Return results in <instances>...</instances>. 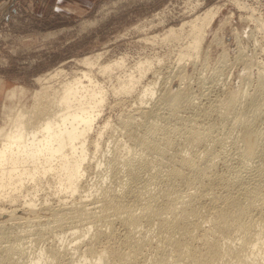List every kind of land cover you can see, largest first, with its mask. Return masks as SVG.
I'll return each mask as SVG.
<instances>
[{
	"label": "bare ground",
	"instance_id": "6f19581e",
	"mask_svg": "<svg viewBox=\"0 0 264 264\" xmlns=\"http://www.w3.org/2000/svg\"><path fill=\"white\" fill-rule=\"evenodd\" d=\"M220 10V6L208 8L179 27H170L162 36L147 39L180 43L178 62L199 58ZM252 14L250 17L260 21L257 24L263 31V17L257 19ZM102 55L84 56L80 61L88 69L58 84L53 81L63 69L38 76L41 87L31 94L30 105L4 103L0 124V216H9L0 220V264H16L24 255L29 256L26 264H264V60L256 61V89L250 92L242 86L238 92L219 98L220 108L214 115L208 106L200 111L203 102L195 103L198 95H193L194 91L191 94L187 87L181 90L182 86L159 91V101L152 107L139 106L136 114L131 110L121 119L127 140L114 142L112 138V156L106 155L109 176L115 178L117 186L96 183L98 187L93 188V181L86 198L67 202L60 198L79 192L81 179L89 170L87 159L94 157L90 145L98 151L104 133L101 129L98 138L89 140L110 91L92 68L96 65L100 73L111 74L125 65L124 57L98 62ZM153 64V59L139 58L126 70L123 68L111 90L131 92ZM157 89L149 81L140 100L151 99ZM27 93L25 87L16 86L9 90L8 98L20 102ZM185 102L184 106L199 111L193 119L183 118L172 124L169 118ZM161 106L172 107L170 116L166 112L169 117L160 111ZM109 123L107 120L102 128ZM235 131L240 134L232 137ZM229 137L232 140L227 145ZM101 162L98 160V165ZM218 162L226 164L230 173H218ZM221 184L225 192L218 194L216 187ZM45 189L57 194L59 203L52 205L48 197L38 202L39 192ZM92 195L94 200L88 198ZM94 202L100 204L88 206ZM6 203L12 207L7 209ZM24 212H28L27 217L22 215ZM22 218L35 228H21V233L17 228L11 230L13 224L22 225ZM10 220L18 221L10 225ZM118 223L124 228L118 243L99 248L103 237H113L112 229ZM68 234L73 238L68 240ZM47 237L52 239L46 246L34 251L29 246L30 251L25 249L28 243L34 244L33 240Z\"/></svg>",
	"mask_w": 264,
	"mask_h": 264
},
{
	"label": "rangeland",
	"instance_id": "374dc122",
	"mask_svg": "<svg viewBox=\"0 0 264 264\" xmlns=\"http://www.w3.org/2000/svg\"><path fill=\"white\" fill-rule=\"evenodd\" d=\"M238 1L239 4L237 3ZM238 1L64 0L63 9H58L56 8V2H54L53 5L46 6L47 4H45V7H41L40 3H44V1L41 2V0L40 3L39 0H0V124L3 123L4 103L22 104L25 102L26 105L32 103L33 99L31 94L41 87L40 82L37 81L38 76L53 72L57 68L63 69L61 76L57 78L58 80L55 78V82L53 81V83L58 84L63 78L80 72V70L88 69V66L80 61L86 55H96L98 52H103L98 62H112L120 57H124V67L122 66L115 69L111 74L100 73L96 65L92 68L99 80L110 91L103 112L96 120L94 129L91 130L92 132L90 133L89 140L93 141L98 138L101 129H103L104 133L100 138L98 151H95V147L90 145V152H92L91 154L94 157H90L87 159L88 161L86 160V163L89 165L87 169L89 170H87L88 172L86 171L85 176L81 179L82 187H80L79 190L81 194L79 195V192H76L71 195L72 197L69 196L68 198L67 196H63L60 200H65L67 202H71L72 200L80 201V199L86 198V190L94 183L104 186L109 183L110 185L117 186L115 178L111 175L109 176L110 173H108L109 167L107 166L106 157L112 156L110 149L115 139H122V141L125 139L127 140L126 134L123 135L126 131L121 123L126 115L131 113L136 114V110L142 105V107L146 106V108L152 107L157 100L159 101L158 96H160L161 91L163 92L169 89L174 90L177 87H183L181 89H185L183 91H186L188 88L187 91H192L191 94H193L194 91L193 95H198V99L195 98V103L199 104L203 102V104L200 103L203 106L200 107V111L206 108L208 109L209 107L210 111L214 110L213 115L217 113L220 108L219 102L217 101L219 98L234 94V92H238L239 89L243 87H245V89L247 88L250 92H253V88L254 90L256 89L255 85H257L258 79L256 78L258 76V69L256 68L257 62L259 60L261 61V59L264 60V33H262L264 27H262L263 31H261V27L258 25L260 21L258 20L259 22H256L250 15L253 13L252 16L257 19L263 17L261 23H264V0ZM243 2H245V4ZM242 4H244V6H242ZM238 5L241 6L239 7ZM245 5L247 8H243ZM219 6L221 7L220 13L209 30L199 58H189L178 62V49L180 43L174 40L161 41L160 38H157L159 41L156 42H151V39H147L153 35H158L160 37L170 27H179L183 22L189 21L193 19V17L195 18L196 15L204 10ZM251 9L254 11L250 12L252 11ZM259 16L261 17L259 18ZM253 21L256 22V25ZM255 26H259L260 28ZM186 28H188V26H186ZM234 30H237L236 34L234 33L236 36L233 34V32H235ZM240 32L241 34H239ZM250 32H254L253 34L258 33L255 34L258 37L254 38L255 35H253V37L250 35L252 34ZM256 39L258 42L255 41ZM141 57H148L154 60L152 69L145 75L146 77L144 76L129 93L113 92L111 89L112 84L117 82V79H115L117 78L116 76L123 74V68L126 70L128 67L134 65L136 60ZM200 76L202 77L201 80ZM149 81L151 84L155 85L156 89L158 88L157 93L156 95L154 94L151 99H147L146 97V102H143L140 100V96L142 90ZM242 81H244L243 84ZM201 82L205 85H202ZM16 86H23L28 90L27 95L21 98L20 102L17 99L10 100L8 98L9 90ZM168 86H170V88ZM200 96L203 99H201ZM184 104H186V102L181 105L180 110L177 108V112H173V115H171L172 107L168 109L165 106L163 108L161 106L160 111L166 116L171 115L169 120L172 124H174V122L183 121V118L184 120L193 119V115L199 110L190 109L188 105H185V107ZM216 104H218V106L213 109V105L215 106ZM133 110L135 111L133 112ZM166 112H168V115ZM212 117L210 118L212 119ZM107 120L110 121L109 125L106 128H102ZM137 121L142 122V118L137 116ZM239 134L238 131H235L231 136L233 137L235 135L234 137H236ZM219 135L222 136L224 134L219 133ZM232 137L226 139V141L228 140V143L226 142L227 145L231 142ZM112 138L114 142L113 140L111 141ZM100 157L102 159H100ZM98 160L102 161L100 165H98ZM216 170L218 173H224V175L230 173L228 166L223 162L217 163ZM96 185L93 188L98 187V185ZM224 188L225 186L223 184L218 185L216 187V193L223 194V192H225ZM50 190L51 189H45L40 191L38 202L48 197L52 205L59 203L57 194H52ZM94 196L92 195L88 198L94 200ZM98 204H100V202H94V204L92 203L88 206L91 205L90 207H96ZM9 205L10 204L6 203L5 207L10 209L12 206ZM39 206H41V204L38 205V207ZM22 215L27 217L28 212H24ZM8 216L7 213H3L0 216V220L8 218ZM17 221L18 220H10L9 222L11 225V223ZM19 222H22L23 226L16 225V227L15 224H13L10 227L11 230L17 228L18 233H21L24 232L23 229H32L34 227L29 225V221L24 218L19 219ZM68 227L69 225H65V228ZM10 228L8 230H10ZM17 229H15V231H17ZM110 229L108 228V230ZM112 230L114 231L113 237H103L101 240L102 243H98L99 248L103 247V245L115 244L121 239L124 232L123 226L118 223ZM67 237L68 240L73 238L69 234ZM51 239L50 237L44 239L39 238L35 241L33 240L34 244L31 242L32 245L28 243L26 247L29 246L30 249L34 251L41 246H46L50 243ZM25 249L28 250L29 248L27 247ZM19 260L20 262L18 263L23 264L25 262L26 264L29 260V256L24 255L20 257ZM18 263L16 261V264Z\"/></svg>",
	"mask_w": 264,
	"mask_h": 264
},
{
	"label": "crops",
	"instance_id": "0c3cea01",
	"mask_svg": "<svg viewBox=\"0 0 264 264\" xmlns=\"http://www.w3.org/2000/svg\"><path fill=\"white\" fill-rule=\"evenodd\" d=\"M42 1H44L43 4L40 3V0H39V3H40L41 7H45V4H47L46 6H50V5H53L54 2H56L57 3L56 8L63 9L62 6L64 5V0H58V1L57 0H41V2ZM42 9H44V8H42Z\"/></svg>",
	"mask_w": 264,
	"mask_h": 264
}]
</instances>
